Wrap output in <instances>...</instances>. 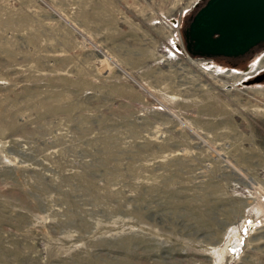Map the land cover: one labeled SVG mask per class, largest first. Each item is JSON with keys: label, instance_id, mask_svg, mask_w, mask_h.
I'll list each match as a JSON object with an SVG mask.
<instances>
[{"label": "rangeland", "instance_id": "rangeland-1", "mask_svg": "<svg viewBox=\"0 0 264 264\" xmlns=\"http://www.w3.org/2000/svg\"><path fill=\"white\" fill-rule=\"evenodd\" d=\"M205 1L0 0V264H264V47L188 52Z\"/></svg>", "mask_w": 264, "mask_h": 264}, {"label": "water", "instance_id": "water-1", "mask_svg": "<svg viewBox=\"0 0 264 264\" xmlns=\"http://www.w3.org/2000/svg\"><path fill=\"white\" fill-rule=\"evenodd\" d=\"M184 38L194 56L242 58L264 43V0H206L192 15ZM262 81L263 70L244 82Z\"/></svg>", "mask_w": 264, "mask_h": 264}, {"label": "bare ground", "instance_id": "bare-ground-1", "mask_svg": "<svg viewBox=\"0 0 264 264\" xmlns=\"http://www.w3.org/2000/svg\"><path fill=\"white\" fill-rule=\"evenodd\" d=\"M187 6V5H186ZM258 67H257V69H261V68H263L264 67V58H262L258 63ZM251 68V66L250 65H248L245 69H244V71L246 72V71H248L249 69ZM260 72V71H259ZM255 75V74H254ZM253 76V75H252ZM252 76H250V77H252ZM224 77L227 79V80H229V81H238V80H240L241 78H242V76H240V77H235V76H230V75H228V74H225L224 75ZM225 79V80H226ZM250 79V78H249ZM248 80V79H247ZM245 81V80H244ZM237 243V242H236Z\"/></svg>", "mask_w": 264, "mask_h": 264}, {"label": "built area", "instance_id": "built-area-1", "mask_svg": "<svg viewBox=\"0 0 264 264\" xmlns=\"http://www.w3.org/2000/svg\"><path fill=\"white\" fill-rule=\"evenodd\" d=\"M171 49L175 53H182L181 49H183V46H181V44L177 39H174L173 42L171 43Z\"/></svg>", "mask_w": 264, "mask_h": 264}, {"label": "trees", "instance_id": "trees-1", "mask_svg": "<svg viewBox=\"0 0 264 264\" xmlns=\"http://www.w3.org/2000/svg\"><path fill=\"white\" fill-rule=\"evenodd\" d=\"M218 58H224V59H227V61H229L228 63L229 64H235L234 61L235 60H238V59H241V58H226V57H218Z\"/></svg>", "mask_w": 264, "mask_h": 264}, {"label": "flooded vegetation", "instance_id": "flooded-vegetation-1", "mask_svg": "<svg viewBox=\"0 0 264 264\" xmlns=\"http://www.w3.org/2000/svg\"><path fill=\"white\" fill-rule=\"evenodd\" d=\"M259 47H264V43H261V44L258 45L256 48H259Z\"/></svg>", "mask_w": 264, "mask_h": 264}]
</instances>
